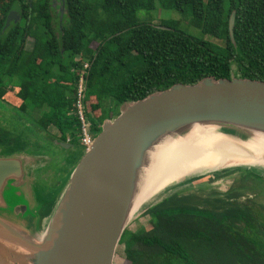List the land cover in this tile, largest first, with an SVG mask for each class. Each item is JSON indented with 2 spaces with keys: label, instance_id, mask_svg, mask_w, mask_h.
I'll return each instance as SVG.
<instances>
[{
  "label": "trees",
  "instance_id": "trees-1",
  "mask_svg": "<svg viewBox=\"0 0 264 264\" xmlns=\"http://www.w3.org/2000/svg\"><path fill=\"white\" fill-rule=\"evenodd\" d=\"M98 1L93 10L88 0H0V102L18 113L41 112L35 125L39 130L50 128L56 135L50 138L78 145L68 170L84 153L73 108L83 62L88 64L84 99L95 100L89 105L95 117L87 115L93 136L121 104L177 83L195 84L205 77L264 82V0H158L163 8L183 14L205 38L170 23L140 21L138 13L150 10L154 0ZM11 11L18 21L3 30ZM231 12L232 39L227 28ZM27 148L19 134L0 124V156L19 155ZM235 174L223 194L200 199L176 193L146 209V223L121 236L124 260L264 264V205L259 197L238 201L244 189L264 190V180L242 169L216 177ZM45 194L38 196L45 206L42 218L50 214L59 191Z\"/></svg>",
  "mask_w": 264,
  "mask_h": 264
},
{
  "label": "water",
  "instance_id": "water-1",
  "mask_svg": "<svg viewBox=\"0 0 264 264\" xmlns=\"http://www.w3.org/2000/svg\"><path fill=\"white\" fill-rule=\"evenodd\" d=\"M62 16L63 6L59 21ZM16 21V13L9 12L3 30ZM233 24L231 12L227 26L231 39ZM195 128H206L236 146L251 141L253 134L264 136V82L205 77L121 104L115 116L101 123L45 218L37 210L41 205L35 200L29 170L43 166L38 162L47 158L30 153L0 156V264H114L123 232L144 205L159 203L176 184L205 174L231 167L251 169L247 165L206 169L137 205L158 147L185 138Z\"/></svg>",
  "mask_w": 264,
  "mask_h": 264
},
{
  "label": "rangeland",
  "instance_id": "rangeland-1",
  "mask_svg": "<svg viewBox=\"0 0 264 264\" xmlns=\"http://www.w3.org/2000/svg\"><path fill=\"white\" fill-rule=\"evenodd\" d=\"M88 2L93 10L98 7V0H88ZM53 4L56 5V3ZM225 6H227V3H225ZM138 18L140 21L151 23L154 26L162 23H170L173 24L176 29L185 32L188 35L196 38H205L202 37L197 29L190 26L188 20L184 17L183 14L163 8L161 2L158 0H154L153 7L150 10L140 11L138 13ZM92 48H94V45H92ZM91 101H95L93 97H91L88 102L86 101V110L91 116L95 117L94 112H91L89 109ZM41 118L42 114L39 111L29 110L28 112L18 113V111H16L13 107L0 104L1 126H3L5 129H13L23 138L24 142L28 145V152L25 153L41 155L47 158L45 162H38V164H43V166L36 168L33 167L29 170V179H34V182L32 181V187L35 200L38 204L41 205V207L37 209L40 212L44 207L43 203H41L39 201V198L37 197L38 195L36 186L39 187V190L47 192L49 196L57 193L64 185L68 174L67 171L71 170V168L70 170L67 169L70 161L72 159H75L76 155H78L77 152L79 150L78 145L76 144H71L68 149H63L60 148L58 144L51 142V140L47 136H56L55 133L53 131H49L50 128L46 132H44L39 130L35 126L39 125ZM236 169L249 170L252 173L259 175L260 177H263L264 179V169L262 170L263 173H257L256 171L254 172L253 170L244 167L225 168L214 173L205 174L204 176H202V178H199L197 180H191L187 183H182L183 185L181 184L179 185V187H174L168 190V193L163 197L180 193L195 196L200 199H205L213 194H223L230 189L232 178L233 176H236V174L223 178H217L216 176L222 175V173L225 171H232ZM164 182H166L165 179H163V183ZM166 187L167 185L165 184L161 191H163ZM242 192H244L243 194L245 195L238 199V201L240 202L245 201V199L248 198L247 195L257 194L260 197H264V190H261L259 188H253L251 191H245L244 189ZM163 197H161L160 199H162ZM160 199L156 200L152 204L157 203ZM46 201H48V199L43 200V202ZM261 202L264 203V199H262ZM149 205H144L138 211L136 217L128 224L126 230L135 231L143 223H146L147 218H144L142 215L143 212L149 207ZM199 207L202 208L204 206L201 205ZM43 222L45 223V220L42 221V224L44 225ZM133 248L138 249L139 247L133 246ZM114 264H129L126 262V260H124L122 246H118L116 249Z\"/></svg>",
  "mask_w": 264,
  "mask_h": 264
},
{
  "label": "bare ground",
  "instance_id": "bare-ground-1",
  "mask_svg": "<svg viewBox=\"0 0 264 264\" xmlns=\"http://www.w3.org/2000/svg\"><path fill=\"white\" fill-rule=\"evenodd\" d=\"M252 136L251 141L236 146L206 128H195L183 139L165 142L154 154L136 204L152 201L165 184L168 186L206 169L247 165L254 172L263 173L264 136Z\"/></svg>",
  "mask_w": 264,
  "mask_h": 264
},
{
  "label": "built area",
  "instance_id": "built-area-1",
  "mask_svg": "<svg viewBox=\"0 0 264 264\" xmlns=\"http://www.w3.org/2000/svg\"><path fill=\"white\" fill-rule=\"evenodd\" d=\"M88 69V64L86 62L81 63V69L77 73V83L75 88L74 95V112L79 122V133H80V145L85 150L91 144L95 136L91 134V122L87 119L89 114L86 110V101L84 99L85 94V84H84V75Z\"/></svg>",
  "mask_w": 264,
  "mask_h": 264
},
{
  "label": "flooded vegetation",
  "instance_id": "flooded-vegetation-1",
  "mask_svg": "<svg viewBox=\"0 0 264 264\" xmlns=\"http://www.w3.org/2000/svg\"><path fill=\"white\" fill-rule=\"evenodd\" d=\"M156 26H158V25H156ZM178 84V83H177ZM164 91V90H163ZM6 104V103H5ZM7 106H9V107H11V105H8V104H6ZM7 130H9V131H14L13 129L11 130V129H7ZM50 140H51V142H54V141H57V140H54V139H52V138H50L49 136H47ZM54 140V141H53ZM57 143H58V145H59V143H63V142H59V141H57ZM66 144V143H65ZM68 145V144H67ZM64 149V148H63ZM66 149H68V148H66ZM262 179H263V177H261ZM43 179V178H42ZM264 180V179H263ZM33 182H34V179L32 180ZM36 186V185H35ZM36 190H37V195L40 197V198H43V196L44 195H46L45 193H47V192H44V191H41V190H39V187H37L36 186ZM243 191V190H242ZM241 191V193L243 194L244 192H242ZM245 191H246V189H245ZM254 194V193H253ZM245 194H243V196H244ZM37 196V197H38ZM248 196V198L249 199H252V198H256V197H259L258 199H259V201L261 202L262 201V199H264V197H260L259 195H257V194H255V195H247ZM263 205H264V203L263 202H261ZM43 210L45 209V206H44V204H43ZM42 210V211H43ZM41 211V212H42Z\"/></svg>",
  "mask_w": 264,
  "mask_h": 264
}]
</instances>
